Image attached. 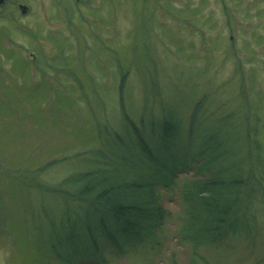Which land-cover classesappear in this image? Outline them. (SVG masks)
Returning a JSON list of instances; mask_svg holds the SVG:
<instances>
[{
	"label": "rangeland",
	"instance_id": "374dc122",
	"mask_svg": "<svg viewBox=\"0 0 264 264\" xmlns=\"http://www.w3.org/2000/svg\"><path fill=\"white\" fill-rule=\"evenodd\" d=\"M1 12L0 264H67L47 247L62 204L41 186L94 166L85 155L110 139L100 127L121 132V97L134 120L159 90L183 117L202 97L213 123L248 112L264 161V0H7ZM195 171L162 190L153 243L97 264H264V180L253 234L198 256L183 239L180 182ZM83 259L70 264H95Z\"/></svg>",
	"mask_w": 264,
	"mask_h": 264
},
{
	"label": "trees",
	"instance_id": "16d2710c",
	"mask_svg": "<svg viewBox=\"0 0 264 264\" xmlns=\"http://www.w3.org/2000/svg\"><path fill=\"white\" fill-rule=\"evenodd\" d=\"M150 97L138 120L126 113L121 97V132L100 127L103 139L108 134L110 139L85 155L94 166L54 187L41 186L62 204L58 223L48 217L47 247L63 262L85 258L97 264L105 251L125 255L153 243L168 214L162 190L192 169L195 176L180 182L185 207L181 231L195 255L197 248L227 235L253 234L264 161L249 113H224L213 123L203 97L186 117L160 90Z\"/></svg>",
	"mask_w": 264,
	"mask_h": 264
},
{
	"label": "flooded vegetation",
	"instance_id": "af4514ba",
	"mask_svg": "<svg viewBox=\"0 0 264 264\" xmlns=\"http://www.w3.org/2000/svg\"><path fill=\"white\" fill-rule=\"evenodd\" d=\"M6 3H7V0H0V18H6V17H4V15L1 12L3 9V5H5ZM17 5H18V7H21V4H17ZM1 33H2V30L0 29V34Z\"/></svg>",
	"mask_w": 264,
	"mask_h": 264
},
{
	"label": "water",
	"instance_id": "95a60500",
	"mask_svg": "<svg viewBox=\"0 0 264 264\" xmlns=\"http://www.w3.org/2000/svg\"><path fill=\"white\" fill-rule=\"evenodd\" d=\"M21 9L23 10L22 12H24L26 10V7L21 5Z\"/></svg>",
	"mask_w": 264,
	"mask_h": 264
}]
</instances>
